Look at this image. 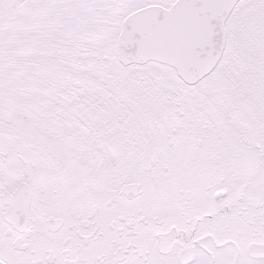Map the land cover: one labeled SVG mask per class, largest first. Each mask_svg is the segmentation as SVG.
I'll list each match as a JSON object with an SVG mask.
<instances>
[{
	"label": "snow or ice",
	"instance_id": "6c2138e0",
	"mask_svg": "<svg viewBox=\"0 0 264 264\" xmlns=\"http://www.w3.org/2000/svg\"><path fill=\"white\" fill-rule=\"evenodd\" d=\"M0 264H264V0H0Z\"/></svg>",
	"mask_w": 264,
	"mask_h": 264
}]
</instances>
